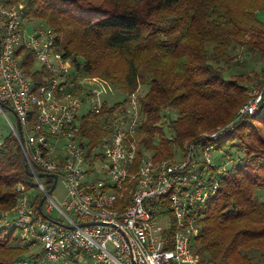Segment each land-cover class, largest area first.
<instances>
[{
	"label": "trees",
	"instance_id": "trees-1",
	"mask_svg": "<svg viewBox=\"0 0 264 264\" xmlns=\"http://www.w3.org/2000/svg\"><path fill=\"white\" fill-rule=\"evenodd\" d=\"M262 13L264 0H27L21 27L42 21L53 29L56 47L73 58L75 73L100 75L125 96L149 83L139 98V164L143 148L153 150L155 160L169 159L175 148L181 153L202 132L235 118L249 99L247 84L264 79ZM108 55L119 59L117 66L101 65ZM17 56L36 84L52 78L33 69V50L23 46ZM244 56L257 58L261 73L246 69L227 78L235 66L245 68L238 60ZM125 99L113 106L106 101L101 112L83 118L87 157L107 133L101 115L120 109ZM170 108L178 117L165 119L162 111ZM229 144L237 147L238 155H230L238 163L202 213L195 253L201 264H264V198L257 192L264 190V103L216 141L221 150ZM26 167L19 142L8 134L0 145V211L15 207L19 184L35 188ZM14 230H0V264L27 253Z\"/></svg>",
	"mask_w": 264,
	"mask_h": 264
},
{
	"label": "built area",
	"instance_id": "built-area-1",
	"mask_svg": "<svg viewBox=\"0 0 264 264\" xmlns=\"http://www.w3.org/2000/svg\"><path fill=\"white\" fill-rule=\"evenodd\" d=\"M9 7L0 0V115L21 144L36 186L33 192L18 185L17 204L0 214V223L19 231L23 246H41L12 264H200L193 242L202 213L238 163L230 153L214 159L216 141L259 110L264 82L250 90L227 126L188 143L181 158L143 155L139 164L141 105L136 92L127 94L122 107L103 121L107 133L87 157L90 141L80 112H100L103 95L114 87L101 77L75 73L55 48V33L40 26L28 32L21 27L26 5ZM22 46L33 50L52 78L36 84L26 76L17 56ZM59 179L60 204L53 196ZM45 195L42 213L38 205Z\"/></svg>",
	"mask_w": 264,
	"mask_h": 264
},
{
	"label": "rangeland",
	"instance_id": "rangeland-1",
	"mask_svg": "<svg viewBox=\"0 0 264 264\" xmlns=\"http://www.w3.org/2000/svg\"><path fill=\"white\" fill-rule=\"evenodd\" d=\"M24 3V5H26V2H27V0H15V1H13V2H10V7H9V9H15V10H18V9H20L19 7H20V3ZM26 9V8H25ZM24 9V10H25ZM25 12V11H24ZM25 14V13H24ZM260 15V17L262 18V19H264V13H262V14H259ZM27 26L24 28V29H27V31L28 32H30V31H32L34 28H37V27H39L40 26V28L41 27H43V28H49V27H47L46 26V24H44L42 21H32L31 22V24H26ZM51 29V28H50ZM51 31H53V29L51 30ZM54 32V31H53ZM23 47V46H22ZM21 48V47H20ZM19 48V49H20ZM55 48L57 49V50H61L60 48L58 49L57 47H56V45H55ZM61 51H63V50H61ZM64 52V51H63ZM64 54H65V52H64ZM107 54V53H106ZM245 58L244 59H246V56H244ZM67 58H69V60L72 62V60H73V58L72 57H70V56H66V59ZM118 60L119 59H117L116 57H114V56H110V55H108V58L107 57H104V58H102V60L100 61V63H101V65H103V63H104V61L105 62H107V64H110V65H113V66H117L118 65ZM239 60V62H245V68H243V67H238V66H235L234 68H232L231 70H229L228 72H227V74H226V77L227 78H229L232 74H236V73H242V72H246V69L248 70L247 72H251L252 70H257V72L258 71H260V72H258V73H261V70L259 69V67H260V62L257 60V58H254V57H248L246 60H243L242 61V59H238ZM72 67H73V65H72ZM40 68H41V65H40V63L36 60V64H34V66H33V69L35 70V69H37V70H40ZM74 69V68H73ZM81 75H83V76H86V77H88V76H97V77H101V78H103V79H105L104 77H102V76H100V75H97V74H90V73H88V72H84L83 74H81ZM106 80V79H105ZM108 81V80H107ZM264 81V79L261 81L260 79H257L256 81H254V84H253V86H252V84H251V86L249 85V84H247V86H248V92L250 93V90L254 87V86H256V85H258L260 82H263ZM148 89H149V83L147 82L146 84H141L139 87H138V89H137V95L139 96V98L140 97H143L145 94H146V92L148 91ZM126 96L122 93V92H120V91H118V90H116V88H113V91L112 92H108L107 94H104L103 95V98H104V101H109L108 103L110 104V105H114V104H117L118 102H121L124 98H125ZM139 98H138V100H139ZM118 109V108H117ZM117 109H115V110H113L112 112H110V113H104L103 115H101V118H104V119H106V118H108L111 114H113V112H115ZM103 110V108L102 109H100V112ZM83 112H85V109H84V111L82 110L81 112H80V116H82V120H83V118L84 117H87V116H89V115H93V114H89V115H86L85 113H83ZM178 113L179 112H177L176 110H174V109H165V110H163L162 111V115L163 116H165V119H166V116H170L171 118H176V117H178ZM96 114V113H95ZM9 117H10V119L12 120V122L15 124V123H17V117L11 112L10 114H9ZM164 119V120H165ZM164 122V121H163ZM31 123H34V120L32 119L31 120ZM82 123V122H81ZM229 124V123H228ZM227 124V125H228ZM227 125H223V126H219L216 130H213V131H205V132H202L201 134H202V137H204V136H207V135H211V134H213V133H215V132H218V130L219 129H221V128H223V127H225V126H227ZM8 134H12L13 135V133H12V129H11V126L9 125V123H8V121L2 116V115H0V145L2 144V141H3V138L4 137H6ZM144 135V133L142 134V131H140V133H139V137H138V139H137V141H139V142H137L138 143V149H139V146H140V143H141V140H142V136ZM14 136V135H13ZM15 137V136H14ZM16 138V137H15ZM18 141V140H17ZM19 142V141H18ZM20 144V143H19ZM186 145H187V143H186ZM185 145V146H186ZM20 146H21V144H20ZM185 146H184V148H183V150L185 149ZM21 148H22V146H21ZM137 149V150H138ZM181 151V153H180V151H178V150H176V148L174 149V151H173V154H172V156H171V158H169L168 160H173V159H179V158H181V156L183 155V153H184V151ZM225 153H230V154H234V155H238V150H237V147H236V145L234 146L233 144H229L226 148L224 147V148H222V150L221 149H217L216 151H214L213 152V158L214 159H218L220 156H222L223 154H225ZM141 154H142V156L144 155V156H153L154 157V151L153 150H150V149H147V148H143L142 149V152H141ZM24 160H25V162H26V158H25V156H24ZM32 173V172H31ZM31 191H33V192H35V189H31ZM63 191H64V186H63V182H62V180L61 179H59V181H58V185L56 186V189L54 190V192H53V196H54V198H55V200H56V202L58 203V204H60V202H61V200L63 199ZM32 192V193H33ZM258 192V194L260 193V196L262 197V198H264V190H259V191H257ZM41 199V198H40ZM40 202V201H39ZM13 210V209H12ZM12 210H10V211H0V214L2 213V212H11ZM58 212L55 210V213L53 214V217H58ZM13 216H9V219L11 220V221H13ZM1 228H4V224L3 223H0V230H1ZM7 230H8V232H10V231H12L13 230V227H7ZM14 232H15V234L16 235H19V231H17V230H14ZM199 234H200V232H199ZM199 234H198V236H199ZM197 236V237H198ZM196 237V238H197ZM195 238V241L193 242V244H194V252H195V250L197 251L199 248H200V246L198 245V243L196 242V239ZM21 246L23 247V248H25L26 250H27V253L26 254H24L25 255V257L28 255V253H30V252H32V250L33 251H40L41 250V246H39V247H36V248H28V247H25V246H23V244H21ZM196 254V253H195ZM197 255V254H196ZM250 255H252L254 258H256L257 256H258V254H257V252L256 251H251L250 252ZM22 258V257H21ZM202 257L199 255V259H200V262H201V259ZM199 262V263H200ZM53 264H59L58 262H54ZM201 264V263H200Z\"/></svg>",
	"mask_w": 264,
	"mask_h": 264
},
{
	"label": "water",
	"instance_id": "water-1",
	"mask_svg": "<svg viewBox=\"0 0 264 264\" xmlns=\"http://www.w3.org/2000/svg\"><path fill=\"white\" fill-rule=\"evenodd\" d=\"M27 168V167H26ZM27 171H28V173H29V176H31V177H34L35 175L33 174V173H31V172H29V170L27 169ZM38 177H49V176H53V177H55L54 175H50V174H43V173H40V174H38L37 175ZM54 185L55 184H53L52 185V187H51V189L48 191V194L53 190V188H54ZM47 197V195H45V196H43L42 198H41V201L39 202V205H38V209L42 212V204H43V202L45 201V198ZM43 213V212H42Z\"/></svg>",
	"mask_w": 264,
	"mask_h": 264
},
{
	"label": "crops",
	"instance_id": "crops-1",
	"mask_svg": "<svg viewBox=\"0 0 264 264\" xmlns=\"http://www.w3.org/2000/svg\"><path fill=\"white\" fill-rule=\"evenodd\" d=\"M6 2V1H5ZM6 3H8V4H10V2H6ZM29 24H31V23H29ZM27 26V25H26Z\"/></svg>",
	"mask_w": 264,
	"mask_h": 264
}]
</instances>
